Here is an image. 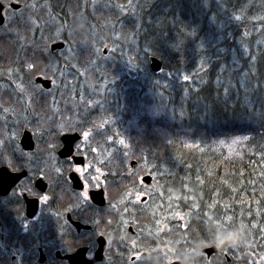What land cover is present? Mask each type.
<instances>
[{"label":"trees","instance_id":"obj_1","mask_svg":"<svg viewBox=\"0 0 264 264\" xmlns=\"http://www.w3.org/2000/svg\"><path fill=\"white\" fill-rule=\"evenodd\" d=\"M0 2L21 5L0 27V62L6 63L0 70L7 72L0 77L15 81L19 73L29 79L34 73L54 86L69 80L54 97L29 92L34 109L67 113L81 124L117 126L116 133H103L160 160L168 204L195 210L213 229L234 231L243 224L246 242L258 244V251L246 242L242 247L256 257L264 251V0H219L223 8L217 0ZM213 16L223 25L215 46L224 51L218 60L213 48L205 49L208 61L220 65L210 71L211 65L195 63L194 49ZM54 41L64 47L56 50L52 70L47 47ZM237 51L257 56L255 77L244 75L247 60L232 65ZM151 57L166 75L150 71ZM126 68L136 76L130 78ZM73 80L95 88L94 98H73ZM143 109L145 117L136 119Z\"/></svg>","mask_w":264,"mask_h":264},{"label":"flooded vegetation","instance_id":"obj_2","mask_svg":"<svg viewBox=\"0 0 264 264\" xmlns=\"http://www.w3.org/2000/svg\"><path fill=\"white\" fill-rule=\"evenodd\" d=\"M66 84L34 73L0 77V264H258L229 248L194 257L212 233L195 210L167 203L160 160L103 133L117 126L34 109L29 92L54 97ZM70 86L76 100L94 98L79 82Z\"/></svg>","mask_w":264,"mask_h":264},{"label":"snow or ice","instance_id":"obj_3","mask_svg":"<svg viewBox=\"0 0 264 264\" xmlns=\"http://www.w3.org/2000/svg\"><path fill=\"white\" fill-rule=\"evenodd\" d=\"M218 3V7L223 8V4L219 2V0H217ZM208 4L207 2L205 3V7H207ZM165 12L167 11V9L164 10ZM235 21H241L242 20V16L241 15H235L234 17ZM175 19L173 21V24L175 25ZM0 23H3V21H0ZM209 24H210V29L208 32V35H205L203 37V39L201 40L200 44H198L196 46V48L194 49V53H195V63L198 62L199 66L201 68L204 67L205 64H209L211 65V68L209 69L210 71L214 68L220 67L219 64H211L207 57H206V52L205 49H209V48H213L214 52L216 53V58L219 60L221 59L220 57V53L223 52L224 50L221 49V47L219 46H215L216 45V41L219 40L220 37V33L222 31L223 25L219 24L217 22V17L213 16L209 18ZM166 35H170V32H166ZM191 35L196 36L198 39L200 38L198 35V32L196 29H193ZM180 45H177V48H179ZM248 49L245 48L244 49V53H247ZM244 53H240L239 51H237L236 55H234L231 63L232 65L235 67V65L237 64V58L240 59L241 62L247 60L248 64H249V69L247 72L244 73V75L246 77H255L257 74V64H258V58L255 55H251V56H246L244 55ZM189 80L188 76H184V81L185 83H187ZM259 84V82H258ZM261 119H264V111L261 112ZM245 139H247V137H245ZM121 143H123V141H121ZM77 171H79V169H77ZM84 195V200L86 201L88 199V195L85 193ZM42 202H46L48 200L47 196H44L41 198ZM229 219H231V217H229ZM87 259H92V256L89 254L87 257Z\"/></svg>","mask_w":264,"mask_h":264},{"label":"rangeland","instance_id":"obj_4","mask_svg":"<svg viewBox=\"0 0 264 264\" xmlns=\"http://www.w3.org/2000/svg\"><path fill=\"white\" fill-rule=\"evenodd\" d=\"M10 3V2H9ZM13 3H15V2H13ZM3 4V9H2V12L4 13V17H5V20L7 21V20H12L13 18H14V16H15V14L13 13V11H11L10 10V7H8L7 5H8V3H2ZM55 42H59V41H54L53 43H55ZM50 44H52V43H50ZM49 44V45H50ZM103 50V49H102ZM105 56H107V55H105ZM126 70H128V68H126ZM82 72H80V71H78V75L77 76H82ZM88 88H89V90H87L88 91V96H91L92 95V93H96V90H95V88H93V87H91V86H88ZM88 100H91V99H88ZM151 112V111H150ZM137 115V118L136 119H143L144 117H145V115H146V112H145V110L143 109V111L142 112H140V113H138V114H136ZM148 115H149V113H148ZM115 121V120H114ZM142 124V122H141V120L139 121V123L138 124ZM135 128H136V126H135ZM148 128L150 129V130H152V131H154V132H158L160 129L159 128H157V127H155L154 125H151V126H148ZM157 159V158H156ZM165 177V176H164ZM199 219V222H201V223H203V222H205L206 223V228H208V230L210 231V233H212L211 235L213 236V239L217 236V235H220V234H224V233H227V232H230V231H223L222 229H219V230H217V229H213L211 226H210V222H206V221H203V219L202 218H198ZM246 238H247V236H246ZM245 238V239H246ZM244 245H247V246H252L253 248H254V250H253V252H255V250H257L258 251V244H255V243H252V242H250L249 241V243H247L246 242V244H244ZM240 247H242V245L241 246H239V247H237V248H229L230 250H229V253H230V255L232 256V257H235L236 259H241V255H239V254H242V253H245V252H248V253H252V251H248V250H245L244 249V247H242V248H240ZM239 248L240 249H242L243 251L242 252H239L240 250H239ZM239 250V251H238ZM264 251H260L259 253H261L259 256L257 255V260H258V264H262V262L264 261V254H262ZM253 254V253H252ZM258 254V253H257ZM246 264H248L247 262H246Z\"/></svg>","mask_w":264,"mask_h":264},{"label":"clouds","instance_id":"obj_5","mask_svg":"<svg viewBox=\"0 0 264 264\" xmlns=\"http://www.w3.org/2000/svg\"><path fill=\"white\" fill-rule=\"evenodd\" d=\"M245 234V225L240 224L234 231L217 235L211 242H202L199 244L194 250L193 256L198 257L207 248L219 249L221 251L226 248H237L246 242Z\"/></svg>","mask_w":264,"mask_h":264},{"label":"water","instance_id":"obj_6","mask_svg":"<svg viewBox=\"0 0 264 264\" xmlns=\"http://www.w3.org/2000/svg\"><path fill=\"white\" fill-rule=\"evenodd\" d=\"M10 7L15 8L16 7V4L11 3L10 4ZM2 9H3V4L0 3V21H3ZM0 24H2V23H0ZM63 47H64V43L63 42H55V43L50 44L49 49H50L51 52H54L55 50L62 49ZM108 49H109L108 47H105L103 49V52L102 53L103 54H106L107 51H108ZM148 66H149V69H150L151 72H153V73L160 72L162 75H166V71H164V70L161 69V63L156 58L151 57ZM127 75L130 78H134L136 76V73L134 71H132V70H128L127 71ZM35 82L38 83V84L39 83L42 84L44 87H48L49 86V82L47 80L46 81H43L40 78H37L35 80ZM23 140L24 139H22V141ZM245 255H251V253L246 252Z\"/></svg>","mask_w":264,"mask_h":264},{"label":"bare ground","instance_id":"obj_7","mask_svg":"<svg viewBox=\"0 0 264 264\" xmlns=\"http://www.w3.org/2000/svg\"><path fill=\"white\" fill-rule=\"evenodd\" d=\"M11 3H13V2H10V3H8V7H10V4ZM13 4H16V7L15 8H12V7H10V9L13 11V12H15L16 13V11H18L19 9H21V5L20 4H18V3H13ZM5 22H6V20H4V18H3V23L1 24L2 26L5 24Z\"/></svg>","mask_w":264,"mask_h":264}]
</instances>
